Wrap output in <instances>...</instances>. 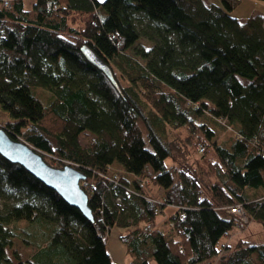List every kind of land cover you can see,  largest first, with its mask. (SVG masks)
<instances>
[{
	"label": "trees",
	"instance_id": "16d2710c",
	"mask_svg": "<svg viewBox=\"0 0 264 264\" xmlns=\"http://www.w3.org/2000/svg\"><path fill=\"white\" fill-rule=\"evenodd\" d=\"M221 1L0 0V129L81 170L93 214L0 154V264H118L115 225L131 264H264V242L225 240L235 204L264 224V14ZM194 121L204 151L167 164Z\"/></svg>",
	"mask_w": 264,
	"mask_h": 264
},
{
	"label": "rangeland",
	"instance_id": "374dc122",
	"mask_svg": "<svg viewBox=\"0 0 264 264\" xmlns=\"http://www.w3.org/2000/svg\"><path fill=\"white\" fill-rule=\"evenodd\" d=\"M30 1L31 0H25L26 8L32 6L33 2L31 3ZM208 1L223 5L221 0ZM230 12L239 20L245 21L249 16L253 14H264V0H240V2ZM46 96L47 93L40 95V98L42 99L44 104H47ZM2 110L3 109L0 106V112ZM207 125L214 131L215 136L213 137V139L217 138L220 140L222 137H224L226 130H224L221 125L218 126L209 121H207ZM89 135H91V137L93 136L92 134ZM171 138L174 148V155L173 157L169 156L166 159L167 164H170L172 159L176 163H182L184 161H191L199 157L202 153L199 152L198 145L202 141L206 140L203 131L198 124V121L191 122L190 124L175 129ZM78 139L83 145L87 141L85 135L82 134L78 135ZM166 208L167 214H164L163 221L158 223L157 226H161L163 227V229L168 231L170 226L168 223L164 222L169 217V215L174 213L176 210L173 206H169ZM162 215L163 213H160L158 215L159 218ZM122 232L123 228L119 225H115L112 228L106 240L107 250L113 262L118 264H131L132 257L127 252V245L120 238ZM241 238L256 243L264 242V224L254 218L249 220L247 219V221L244 222V225L241 228L234 229L229 236L225 237V240H227V242L233 243L237 242V240ZM15 247L20 252L23 259H27L30 257V254L32 252L31 248L26 246L21 240L15 239Z\"/></svg>",
	"mask_w": 264,
	"mask_h": 264
},
{
	"label": "water",
	"instance_id": "95a60500",
	"mask_svg": "<svg viewBox=\"0 0 264 264\" xmlns=\"http://www.w3.org/2000/svg\"><path fill=\"white\" fill-rule=\"evenodd\" d=\"M91 61L110 74L109 67L105 68L96 58ZM0 154L8 160L19 163L35 177L50 188L56 190L68 203L79 208L89 219H93L92 210L88 205V194L81 185L85 174L66 164L57 167L49 164L43 154L31 144L11 137L4 129H0Z\"/></svg>",
	"mask_w": 264,
	"mask_h": 264
},
{
	"label": "built area",
	"instance_id": "2783aa9c",
	"mask_svg": "<svg viewBox=\"0 0 264 264\" xmlns=\"http://www.w3.org/2000/svg\"><path fill=\"white\" fill-rule=\"evenodd\" d=\"M9 2H10V0H4V4L5 5H9ZM204 149H205V145L202 142L199 143V145H198L199 152H203ZM118 199H120V198H118ZM230 212L235 214V215H237V216H239L243 221H247V219H248L247 216L245 215L244 211H243L242 206L240 204H235L234 206H232L230 208ZM151 228H152V224L151 223L146 224V226H145L146 230H149Z\"/></svg>",
	"mask_w": 264,
	"mask_h": 264
},
{
	"label": "crops",
	"instance_id": "0c3cea01",
	"mask_svg": "<svg viewBox=\"0 0 264 264\" xmlns=\"http://www.w3.org/2000/svg\"><path fill=\"white\" fill-rule=\"evenodd\" d=\"M35 1V0H34ZM33 0H31L30 2L32 3V2H34ZM206 2H211V1H208V0H205ZM29 5H30V3H29ZM174 162V160L172 159L171 160V163H173ZM166 209L167 208H165L164 209V211H163V215L159 218V216H157V220H158V222L160 223V222H162L163 221V219H164V214H167V211H166ZM123 231H124V229H123ZM123 233V232H122ZM121 233V234H122Z\"/></svg>",
	"mask_w": 264,
	"mask_h": 264
},
{
	"label": "bare ground",
	"instance_id": "6f19581e",
	"mask_svg": "<svg viewBox=\"0 0 264 264\" xmlns=\"http://www.w3.org/2000/svg\"><path fill=\"white\" fill-rule=\"evenodd\" d=\"M163 224V223H162Z\"/></svg>",
	"mask_w": 264,
	"mask_h": 264
}]
</instances>
